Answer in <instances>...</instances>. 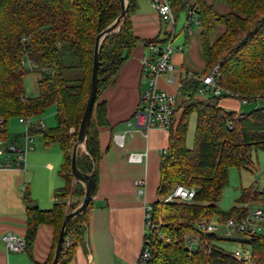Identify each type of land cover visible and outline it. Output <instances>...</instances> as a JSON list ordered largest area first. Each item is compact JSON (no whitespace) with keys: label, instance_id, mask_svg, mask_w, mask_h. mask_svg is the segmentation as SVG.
I'll return each mask as SVG.
<instances>
[{"label":"trees","instance_id":"16d2710c","mask_svg":"<svg viewBox=\"0 0 264 264\" xmlns=\"http://www.w3.org/2000/svg\"><path fill=\"white\" fill-rule=\"evenodd\" d=\"M128 10L120 28L107 35L98 48L97 94L84 143V152L76 153L81 174H92L96 186V168L100 160L98 128L106 125L104 107L99 95L114 80L137 43L130 24L136 0H126ZM175 18L196 7L199 15V44L205 66L199 73L186 75L180 81L177 107L182 114L170 131L166 155L160 161V183L152 204V221L166 245L156 234L151 237L147 264H264V236H247L250 258L240 261L224 251L215 235L193 232L198 220L216 218L223 223L246 216L244 205L261 202V193L242 189L237 205L222 211L219 203L228 185L231 168L253 166L251 150L264 152V107L248 113L227 112L219 99L196 100L200 78L218 66L221 88L236 93L238 99L264 100V0L223 1L230 12L220 15L205 0H168ZM119 0H0V116L5 119L23 116L40 117L55 107L56 127L44 130L38 126L30 135L40 134L44 145H59L63 163L58 171L63 186L54 190L49 211L38 209L28 191L23 195L26 213L25 252L30 253L39 225L53 229V247L45 264H51L58 234L67 211L69 197L83 198L84 189L73 184L70 168L73 145L88 98L95 37L120 15ZM219 30L214 39L212 34ZM168 36V35H167ZM147 43L161 44L167 41ZM39 73L38 96L27 98L23 78L27 72L22 61ZM196 115L192 149L186 147L189 117ZM195 189L192 200L163 203L175 186ZM71 219L65 229L57 264H68L87 228V211ZM196 235L198 246L189 254L185 238ZM69 242V245L66 244Z\"/></svg>","mask_w":264,"mask_h":264},{"label":"crops","instance_id":"0c3cea01","mask_svg":"<svg viewBox=\"0 0 264 264\" xmlns=\"http://www.w3.org/2000/svg\"><path fill=\"white\" fill-rule=\"evenodd\" d=\"M154 1L163 0H136L129 20L137 43L113 82L101 92L97 100L104 107L106 125L98 128L97 134L101 157L96 168V186L88 206L87 228L68 264H134L141 250L145 209L157 199L162 151L167 153L170 138L168 130L153 128L145 131L127 126L137 110L139 95L147 87L141 67V58L149 54L147 43L155 39L162 41L170 31L169 25L162 23L154 11ZM184 13L186 15V11ZM176 26L177 20L173 28V43L184 45V50L192 43L189 36L192 29L189 33L182 30L183 38L178 40ZM170 63L175 71L173 82L169 83L168 76L162 75L157 84L161 90L176 95L178 99L181 96L180 81L186 75L201 72L204 67L199 71L195 70L183 51H174ZM194 99L201 101L196 95ZM218 105L227 112L242 113L241 105L225 98H220ZM181 114L182 108L177 107L175 123L179 121ZM195 128L196 115L192 114L186 135L188 149L193 147ZM115 134L124 136L122 146L113 141ZM80 149L82 148L77 151L83 152ZM55 150L57 149H42L40 143L37 148L33 145L28 154L29 165L27 157L26 169L18 167L0 170V264H45L51 254L54 233L47 225L38 226L30 253L7 252L1 235L11 232L24 238L26 213L22 198L26 191L39 210H51L54 203L53 191L63 186L58 173L55 174L63 163L59 147L58 157L55 155L53 162L49 161L50 151L56 152ZM129 153H146V158L140 164L128 163L126 157ZM138 180L145 182L142 195L135 188ZM76 183L83 187L74 180L73 184ZM82 199L70 197L67 211H70L72 204L78 203V207Z\"/></svg>","mask_w":264,"mask_h":264},{"label":"built area","instance_id":"2783aa9c","mask_svg":"<svg viewBox=\"0 0 264 264\" xmlns=\"http://www.w3.org/2000/svg\"><path fill=\"white\" fill-rule=\"evenodd\" d=\"M154 11L159 16L162 23L169 25L167 41L162 45L150 44L147 46L148 55L141 58V67L143 76L147 82L146 89L139 95V103L137 110L127 126L137 130H149L153 128L171 131L175 127L176 112H177V96L169 94L158 87L157 81L160 76L167 75L168 82H173L174 67L170 63L171 55L174 51L182 52L183 46H174L175 37V18L170 8L168 0L154 1L152 5ZM185 23L183 32L189 33L192 25L199 26L200 19L197 13V8H189L186 10ZM26 60V59H25ZM24 60L22 61V64ZM29 69L32 66L28 63ZM201 86L196 92V97L205 100L208 97L216 98H231L246 104L249 101L246 99H238L235 93L225 90L219 85L218 66H215L212 71L199 79ZM180 88V84H179ZM18 123L23 125L25 132L22 134L21 141L18 138H11L8 133V120L0 116V170L11 168L27 167V157L33 148V139L30 135V130L38 126L42 128V121L39 117H18ZM124 136L120 134L113 135V141L116 145L122 146ZM166 152L162 151V155ZM146 158V153H129L126 157L128 163L140 164ZM135 188L138 194H144L145 182L138 180L135 182ZM195 196V189L177 185L172 192L163 200V203H170L175 200L188 202ZM244 209H248L246 216L241 218H231L220 223L216 218L201 219L194 223L193 232L202 235H215L219 239H229L233 235L255 236L263 234L264 236V208H250L244 205ZM151 206L145 209L144 216V231L141 250L134 264H147L150 259L151 237L156 234L159 240H163L166 245H170L169 240H164L162 234L158 231L159 225L152 221ZM261 236V235H260ZM7 252L20 253L25 251V240L11 232L1 235ZM69 245V242L66 244ZM198 246L196 235H188L185 238V247L189 254L194 253ZM235 258L240 261L247 262L250 254H242L235 250L230 252Z\"/></svg>","mask_w":264,"mask_h":264},{"label":"rangeland","instance_id":"374dc122","mask_svg":"<svg viewBox=\"0 0 264 264\" xmlns=\"http://www.w3.org/2000/svg\"><path fill=\"white\" fill-rule=\"evenodd\" d=\"M205 1L208 4H211L215 12H217L220 15L230 12V7L223 1H215V0H205ZM184 23H185V13L183 12L179 14L178 19H177L176 35L178 36L177 37L178 40L183 38L181 31L183 30ZM191 29H192L191 31L192 34H190L189 36H191L192 38L191 39L192 43L188 47L186 46L183 52H184L186 59H188L189 62L192 63L193 68L199 71L204 67V64H205V58L203 57L201 53V49L199 45L198 33L200 29H199V26L195 24L192 25ZM219 30L220 29H217V31L212 34L211 36L212 39H214L215 36L219 33ZM173 45L175 47L176 46L184 47V45H177V42L173 43ZM22 67L27 72V74L23 78V88H24L25 96L27 98H35L38 96V81H39L40 75L36 71L29 69L27 60H24ZM225 100L233 101L234 103L241 105L242 113H247L256 108L264 107V100L262 99H256L252 101L250 100L245 105L235 99L225 98ZM55 112H56V109L55 107L52 106L46 109L45 112L39 117V119H41L42 121V129L48 130V129H52L56 127ZM19 117H23V116H19ZM7 127H8L9 136L11 138L16 137L19 139V141H21L22 134L25 132V128L23 125H20L18 123V117H10L8 119ZM32 139H33V145L35 148H37L40 143L42 149H45V148L48 150L57 149L55 150L56 152L50 151V155H51V159L49 158L50 162H53V157L55 155L56 157H58L59 145L52 144L49 146H45L44 140L40 134H33ZM193 142H194V139H193ZM80 151L84 152V149L82 148L80 149ZM250 155H251V161L253 164L252 167L245 169V170L244 169L238 170L236 168L230 169L229 177H228V185L224 189L221 202L219 203V207L222 211H225V212L229 211L232 207L237 205L236 200L240 197L241 190L250 189V188L254 189L256 192L261 193L260 199L262 200L261 202H258V203H255V202L251 203L249 205L250 208H256V207L264 208V152L258 151V150H251ZM29 157L30 155L28 156V165H29ZM41 164H42V161L39 162V166ZM60 166L61 165H59L58 169H56L55 171L56 175L60 169ZM37 173H41V172L37 171ZM80 199L81 198H79V200ZM68 200L66 201V204L69 203ZM260 235L262 236L263 234H260ZM246 240L247 238H245L242 235H233L229 239H226V238L220 239L219 241L216 242V244L228 253L238 250L242 254L244 253L250 254V251H251L250 246L243 243Z\"/></svg>","mask_w":264,"mask_h":264},{"label":"water","instance_id":"95a60500","mask_svg":"<svg viewBox=\"0 0 264 264\" xmlns=\"http://www.w3.org/2000/svg\"><path fill=\"white\" fill-rule=\"evenodd\" d=\"M119 3L121 6V13L119 17L109 27H107L103 32H101L99 35L95 37L94 54H93V62H92V67H91L88 98L86 100L84 112L82 115V119L80 121L77 138H76L75 144L73 145L72 152H71V158H70L71 172H72L74 180L83 185L84 196H83L81 204L78 207H76L74 210H72L71 212H68L64 216V219H63V222L61 224L60 231L58 234L57 243H56V247L54 250V256H53L51 264H57V261H58V258L61 252L63 238H64V229L67 223L74 217L83 213L88 208L90 199L93 196L94 191H95V180H94L93 175L92 174L90 175L81 174L79 170L77 169L76 153H77L78 148H84L87 129H88L90 118L92 116L93 106H94V102L96 99L97 84H98L97 72H98L99 45L107 35L112 34L114 31H117L118 28L122 26L125 20V17H126V13L128 10L127 1L119 0Z\"/></svg>","mask_w":264,"mask_h":264}]
</instances>
